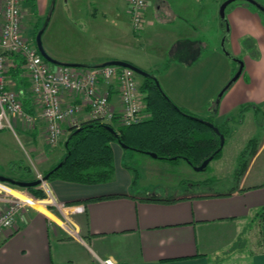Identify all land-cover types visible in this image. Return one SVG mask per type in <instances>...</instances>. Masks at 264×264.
Returning <instances> with one entry per match:
<instances>
[{
  "label": "crops",
  "instance_id": "crops-1",
  "mask_svg": "<svg viewBox=\"0 0 264 264\" xmlns=\"http://www.w3.org/2000/svg\"><path fill=\"white\" fill-rule=\"evenodd\" d=\"M83 1L86 0L71 2L75 14L82 10L80 2ZM87 1L93 5L87 13L90 23H94L91 29L95 34L92 33V37L100 34L99 23L93 21L98 12L101 17L111 18V23L106 24V20L103 23L113 34L104 33L103 38L106 36L109 42L119 39L118 43L113 42L110 49L92 52L85 57L70 56L51 44L43 43L51 58L83 66L121 60L148 73L159 65L170 71L198 67L204 59L202 49L206 46V39L201 35V27L204 28L206 22H200V4L191 8L187 0H178L180 6L177 11L172 1L157 0L154 9V0H146L143 28L135 35L129 23L127 0H123L121 6L124 16H120L114 0L101 5L98 0ZM195 1L203 4L206 0ZM257 15L244 7L232 10L230 14V30L233 31L231 25L236 27L233 54L243 53L242 71L246 78V81L238 79L232 85L238 99L247 93L261 98L264 93V22ZM126 26L128 32L124 31ZM115 35L116 38H110ZM246 37L254 40L258 59L250 58L242 47L241 41ZM7 77L19 85L16 91L22 94V98L28 99L20 82L22 74L13 78L8 72ZM210 97L206 102L212 101H209ZM68 100L64 96V101ZM109 102L114 110H118L116 92H110ZM174 104L178 106L179 103ZM75 118L82 122L88 120V115L85 111ZM18 126L26 134L35 159L39 155L36 153L39 134L24 131L20 124ZM66 127L67 124L64 132H67ZM111 148L114 171L106 183L83 185L61 180L47 181L50 194L45 192L46 196L40 199L19 190L22 189L20 187L15 190L12 187L17 186L0 182V211L6 207V199L18 193L40 200L37 204L42 207L36 208L34 204L25 209L14 230L0 238V264H99L97 258H111L115 264H219V255L224 253L223 244H228L224 249L231 248L236 252L239 229L252 224L256 209L264 206V139L238 185L224 192L209 191L204 186L201 191H194L195 186L205 182L190 184L186 193L183 188L182 193L181 189L171 192L165 185L161 190L155 183L156 179L161 175L159 173L169 171L173 166L149 155L145 158L129 154L132 163L141 162L148 169L144 176H154V185L140 176L141 180L132 186V174L124 160V156L127 157L125 150L116 143L111 144ZM0 154V164L12 162L8 154ZM54 158V155L46 158L41 162L42 168L39 164V168L31 169L30 175L34 177L36 171L42 174L56 162ZM50 199L63 202L66 207L57 209L48 202ZM234 236L237 238L232 242ZM262 240L253 242L256 247L247 252L248 264H264V248L260 247L264 243Z\"/></svg>",
  "mask_w": 264,
  "mask_h": 264
},
{
  "label": "rangeland",
  "instance_id": "rangeland-1",
  "mask_svg": "<svg viewBox=\"0 0 264 264\" xmlns=\"http://www.w3.org/2000/svg\"><path fill=\"white\" fill-rule=\"evenodd\" d=\"M73 1L76 0H54L53 8L51 9L50 0H36L34 12L28 7V5H25L23 7L24 17L22 21L23 36L29 40H33L35 36L32 35V31H34L35 28L40 29L46 23L41 35L42 44H51L58 48L62 53L81 57L88 56L92 52L108 50L111 47L110 44L113 42L118 43L119 39H112V41L109 42L110 39L106 38V36L103 38L104 33L106 35L107 32L113 34L110 32V28L106 25L111 23L110 16L101 17V14L97 12L95 20L93 21L97 22V24L99 23L100 34H98V37L93 38L92 33L95 34V31L91 28L94 23H90V15L87 14L88 10L93 7V5H90L87 0L80 2V8H82L83 11L80 9V13L75 14L73 6L71 5V2ZM107 1L108 0H98V3L101 5V3ZM114 1L119 7L120 16H124L122 13L123 8L121 7L123 6V0ZM156 1L157 0H154V9ZM169 1L173 2L178 11L180 6L178 0ZM187 1V5L191 8L198 7V4H200V22H206L205 27H201V35H204V39H206V46L202 49V56L204 59H202V62L198 67H188L184 70L174 68L170 71L166 66L159 65L154 67L153 70L148 71L150 74H154V78H156L161 91L171 102L173 101L176 104L179 103V107L196 115V117L207 118L209 116L208 110L213 107V100H215L220 90L235 74L239 65L237 61H241L242 64H244L243 53L238 56L233 54V50L235 49L233 40L236 36V27L231 25L233 31L230 30L229 21L232 10L244 7L249 11L258 14L257 16L261 18L263 22L264 14L258 11L255 7V9L253 7L250 8L247 6L248 3L244 1H235L226 7L225 21L222 26L218 10L223 0H206L203 4L202 1ZM258 1L264 5V0ZM95 6L97 5L95 4ZM104 20H106V24L103 23ZM220 25L222 26V29ZM125 30L127 32L129 31L127 26L124 27V31ZM229 30L231 31V34ZM224 36L225 40L222 45ZM116 37L117 36L115 35L110 38ZM224 49L229 55L225 54ZM247 54L251 58L250 53L247 52ZM21 74V81H23L21 83H24L22 86L25 87L26 90H24L26 91L29 100V83L27 77L23 75V71ZM244 78V71H242L240 76L225 90L215 112H212L213 123L216 125L225 123L228 129L220 157L212 159L202 171H195L183 159H178L176 163H171L165 160V164H169L173 167L172 169H169V171L159 173L161 175L157 177L155 182L158 184L159 189L163 190L165 188L163 186L165 185L170 188L171 192L181 189L180 192L182 193L184 189L185 192H183L186 193L189 191L188 189H190V184H195V182H205L203 185L193 186L195 189L194 191H201V188L204 186L207 187V190L209 191L224 192L230 190L234 185L233 173L236 167V157L239 152L249 139L256 138V141L259 142L258 149L264 139V93L261 98L255 96L252 97L250 96L251 93H247L246 96L242 95V97L238 99L236 93L232 91V88H234L232 85L239 80L246 81V78L245 80ZM137 83L138 86L141 85V78L139 76H137ZM7 86L14 91L19 87V85H16V82L9 80V77H7ZM139 91L141 92L140 87ZM238 93L239 91L237 90V94ZM141 94L143 96V110H145L146 102L144 100V93L141 92ZM210 95L211 99L209 101H212L209 103L206 101ZM29 101L31 111L29 112L25 108L24 109L29 114H32L34 120L31 124L24 125L23 130L27 132L36 131L39 134L38 148L36 150V153H39V155L35 157L36 160L33 158V151H30V143L26 139V134L22 133L18 126L19 123H16L14 126V131L9 129L0 130V153L3 152L4 155L8 154L12 161L6 165L0 164V174L7 177H14L17 180L22 181L24 178L30 177L26 172L27 168L32 170L34 167L39 168L41 166L42 168L43 165L41 162L45 161L46 158H51V156L54 155L55 158L53 161H56L62 156L63 149L61 144L67 135V132H64L65 125H63L57 144L50 146L47 143L45 128L40 117L39 109L37 106H33L31 100ZM208 105H210L209 109H207ZM241 106H248V109L239 114ZM114 126L119 125L114 122ZM124 152L127 156H124L126 166H128V169L134 178L133 185H136L137 182L141 180V177H144V181L150 182L154 185V176H144V173L148 172V169L145 166H142L141 162L132 163L129 159V154L144 156L145 158L148 155L146 153L132 152L131 150H125ZM12 188L15 190L19 189V187ZM19 190L29 194V192L23 188ZM258 210L259 208L256 209V212H258ZM254 219L255 221L252 222V224L249 225L248 223L244 225L242 229H239V239L235 242L236 249H240L239 253L237 252L238 250L235 252L231 248L224 249L228 244H226V242L223 244L224 253L219 255L221 256L219 264H248L247 252H250L256 247L253 245V242L264 239V221L262 222L260 218L258 219L256 217ZM236 238L237 237L234 236L232 242ZM244 241H246V243L243 245ZM262 242L264 241L262 240ZM260 245V247L264 248V243ZM76 263L77 262H75V264Z\"/></svg>",
  "mask_w": 264,
  "mask_h": 264
},
{
  "label": "built area",
  "instance_id": "built-area-1",
  "mask_svg": "<svg viewBox=\"0 0 264 264\" xmlns=\"http://www.w3.org/2000/svg\"><path fill=\"white\" fill-rule=\"evenodd\" d=\"M24 2L0 0V130L14 131L17 122L23 127L34 120L22 105V94L7 86V72L18 57L29 83V100L39 109L50 146L57 144L63 125L78 126L80 122L75 117L85 111L88 119L101 123H113L114 118L119 126L138 123L144 104L134 71L114 65L69 67L48 63L32 40L22 34ZM127 4L130 27L137 35L143 28L146 0H127ZM110 92L118 95V110L110 105ZM64 96L70 100L64 101ZM34 178L40 180L37 188L49 195L43 175L36 171ZM6 201L0 211V238L14 230L25 209L40 202L26 193L15 194ZM48 202L57 209L66 207L54 199ZM97 260L99 264H115L111 258Z\"/></svg>",
  "mask_w": 264,
  "mask_h": 264
},
{
  "label": "trees",
  "instance_id": "trees-1",
  "mask_svg": "<svg viewBox=\"0 0 264 264\" xmlns=\"http://www.w3.org/2000/svg\"><path fill=\"white\" fill-rule=\"evenodd\" d=\"M35 2L36 0H25L24 6L28 5L34 12ZM258 2L263 5L260 1ZM53 3L54 0H50L51 9ZM247 6L254 8L251 4ZM38 30L35 28L32 35L35 36ZM32 42L34 43V39ZM241 45L250 53L251 57H258L252 38H243ZM21 64L22 60L19 57L15 59L11 70H8L11 77L14 78L22 73ZM148 74L147 77L139 76L141 78L139 87L144 93L146 102L145 114L142 113L145 116L143 115L138 123L129 126H114V122L116 123V118H114L113 123H101L98 119H88L80 122L78 126L67 127V135L61 144L62 156L49 169L43 171L42 175L44 176L52 170L59 162L63 163L50 173L47 181L61 180L83 185L102 184L110 181L114 171L111 148L113 143L124 144L128 147L124 150L136 153H155L159 159L169 162L183 159L191 167L199 165L205 158L213 154L218 148L219 138L206 124V122L213 123L212 116L199 118L176 106L161 91L160 87L155 85L153 75ZM20 82L23 81L20 79ZM21 101L23 107L30 112V101L27 97L22 98ZM240 108L239 114L248 109V106ZM105 126H110L114 133L108 131ZM214 126L224 137L227 136L228 129L225 123L214 124ZM258 145L259 142L256 141V138L249 139L236 157V167L233 173L234 186L238 185L250 160L256 154ZM221 151H218L213 159L219 158ZM126 167L128 168V166ZM26 172L28 176H31L30 168H27ZM133 179L132 177V185L134 184ZM30 180H35V178L31 176L23 181ZM25 189L36 198L45 197V193L37 186ZM151 199L153 198L151 197ZM255 217L264 221V206L256 212Z\"/></svg>",
  "mask_w": 264,
  "mask_h": 264
},
{
  "label": "water",
  "instance_id": "water-1",
  "mask_svg": "<svg viewBox=\"0 0 264 264\" xmlns=\"http://www.w3.org/2000/svg\"><path fill=\"white\" fill-rule=\"evenodd\" d=\"M235 1H239V0H223L219 6V10H218V15H219V18L220 20L222 21L221 25L223 26L224 24V21H225V9L228 5H230L231 3L235 2ZM241 1H244L248 4H251L252 6H254L258 11L262 12L264 14V6L261 5L258 1L256 0H241ZM46 26V23L37 31V33L35 34V37H34V44H35V47L38 51V53L41 55V57L47 61L48 63L50 64H53V65H60V66H69V67H83V65L81 64H77V63H62V62H59L53 58H51L44 50L43 46H42V42H41V35L44 31V28ZM224 39H225V36L222 40V45H223V42H224ZM224 52L226 55H229V53L227 51H225L224 49ZM238 62V68L235 72V74L232 76V78L225 84V86L220 90V92L217 94L215 100H214V104H215V107H214V111L216 110V107L220 101V98L221 96L223 95V93L225 92V90L240 76L241 72H242V68H243V64L241 61H237ZM106 65H114V66H120V67H125V68H129L131 70L134 71L135 74H137L138 76H144V77H147L149 76V74L147 72H145L144 70L128 63V62H125V61H121V60H108L98 66H106ZM154 83L156 86H159L157 81H156V78H154ZM199 119V118H198ZM207 126L209 128H211L215 134L218 135V138H219V145H218V148L213 152V154H211L210 156H208L207 158H205L199 165L197 166H193L192 168L195 170V171H202L204 170L207 165L209 164V162L213 159V156L222 149L223 145H224V135L222 133L219 132L218 128L216 126H214L212 123L210 122H206ZM106 129L112 133H114V130L110 127V126H105ZM78 131V130H76ZM119 144V143H118ZM119 146L123 149H128V147L124 144H119ZM147 155L151 156L152 158H158L157 155L155 153H152V152H147L146 153ZM172 159H175V158H172ZM62 161L59 162L52 170H50L48 173H46L44 176H43V180L47 181L48 180V177L50 175V173L52 171H54L55 169H57L58 167H60L62 165ZM0 182H7L11 185H14V186H17V187H20V188H26V187H36L40 184V180H30V181H22V180H16V179H13V178H10V177H5V176H1L0 175Z\"/></svg>",
  "mask_w": 264,
  "mask_h": 264
},
{
  "label": "flooded vegetation",
  "instance_id": "flooded-vegetation-1",
  "mask_svg": "<svg viewBox=\"0 0 264 264\" xmlns=\"http://www.w3.org/2000/svg\"><path fill=\"white\" fill-rule=\"evenodd\" d=\"M243 69V68H242ZM215 106V105H214ZM214 106L211 108V110H210V113H209V116H212V112H215L213 109H214ZM255 109V108H254ZM213 124V123H212ZM214 125V124H213ZM220 132V131H219Z\"/></svg>",
  "mask_w": 264,
  "mask_h": 264
},
{
  "label": "bare ground",
  "instance_id": "bare-ground-1",
  "mask_svg": "<svg viewBox=\"0 0 264 264\" xmlns=\"http://www.w3.org/2000/svg\"><path fill=\"white\" fill-rule=\"evenodd\" d=\"M35 207H36V208H39V209L42 208L41 205H40V204H37V203H35Z\"/></svg>",
  "mask_w": 264,
  "mask_h": 264
}]
</instances>
